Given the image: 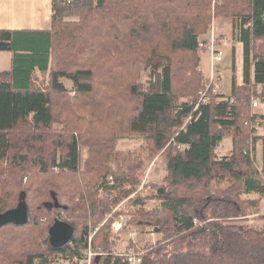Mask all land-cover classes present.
I'll return each instance as SVG.
<instances>
[{
  "label": "trees",
  "instance_id": "16d2710c",
  "mask_svg": "<svg viewBox=\"0 0 264 264\" xmlns=\"http://www.w3.org/2000/svg\"><path fill=\"white\" fill-rule=\"evenodd\" d=\"M73 16L80 21L67 20ZM215 18L234 24V57L242 45L229 96L214 93V84L208 90L201 69V36ZM0 51L13 53L11 69L0 72V213L23 199L29 214L24 224L0 227V264H56L59 254L79 264L88 249L97 253L91 264H128L113 253L108 221L93 232L118 202L100 198L99 188L126 197L132 192L119 183L142 181L136 172L147 162L112 153L125 129L150 143L147 161L165 154V184L130 201L127 228L160 234L144 251L132 241L126 248L144 252L141 264H264V226L239 222L264 219V114L253 105L264 103V0H53L50 29H0ZM55 106L74 125L53 129ZM226 134L231 154L218 156ZM80 140L89 148L84 173ZM112 159L118 186L109 183ZM82 173L98 186L84 187ZM55 195L66 207L50 209ZM148 200L159 205L148 208ZM57 216L75 230L62 247L50 242Z\"/></svg>",
  "mask_w": 264,
  "mask_h": 264
},
{
  "label": "rangeland",
  "instance_id": "374dc122",
  "mask_svg": "<svg viewBox=\"0 0 264 264\" xmlns=\"http://www.w3.org/2000/svg\"><path fill=\"white\" fill-rule=\"evenodd\" d=\"M67 20H76V21H80L79 16H73V17H69L67 18ZM213 31V33L215 32V37L217 39L218 42V47L223 51V59L219 62H214L213 67L216 71H214L212 69V73L214 74V85L216 90H218L217 92H223L226 94H231L232 91V82H233V63H234V58L236 59V65L239 66V68H241L242 66V62H243V58H242V47L240 49V43H237V52H236V56L234 57V53H233V47H232V40L236 39L235 38V30H234V24L232 22V20L230 19H223V18H215L212 22V25L210 27V29L208 30V32L204 35L201 36L202 40H205V38H209V36L211 35V32ZM204 51V50H203ZM203 51H201L202 56L205 55V53H203ZM10 57H11V53L9 52H0V70L8 68L10 66ZM8 61V63H7ZM206 78H208L206 76ZM152 79L151 74H150V70L149 71H145L143 73L141 82L143 84V87L146 88L149 86L150 84V80ZM65 80V85L66 87L69 89L70 94H74L73 89V84L70 80L64 79ZM208 80V79H206ZM210 80V79H209ZM209 82V81H208ZM49 83L48 78H42V80L39 78V84L43 89H46L47 85ZM222 90V91H221ZM216 92V93H217ZM203 93H207V91L202 92L200 96H202ZM215 93V92H214ZM228 96V95H227ZM201 99V97H200ZM187 100V97H180L179 101L180 102H184ZM254 100H257L254 99ZM253 100V101H254ZM260 100V99H259ZM262 102V101H261ZM62 107L60 106H55V111H56V115H57V119H58V123L55 124V127H53V129L55 130H62L63 128H65V125L70 123L71 125H74V121H76V119L72 120V121H67L66 120H62ZM257 111L260 113H264V106H260V108H257ZM82 114V112H81ZM83 115H85L83 113ZM78 119V118H77ZM65 122V123H63ZM82 123V122H81ZM77 124H78V120H77ZM83 124V123H82ZM84 126V124H83ZM121 132L119 134L120 139H118L117 144L115 149L112 150L113 154H116L117 152H126L128 154L129 157H133V156H138L140 158V160H144L145 162H147L144 165V168H142L141 170L137 171L136 174L140 175L142 178L141 184L138 187H134L132 185H129L127 183H119V181H116L114 177H116V172L118 171V167L119 164L118 162L114 161L113 159L110 160L109 162V166H110V176H109V183L110 184H114V186H119V188L121 187V185H123V189H128L130 193L128 196L124 197V196H120L118 189L112 191L113 193H108L104 191L105 187H100V198H106L108 199V201L112 202L115 198H118V202L113 204L112 206V211L108 214V216L105 218V220L103 222H101L94 230V233H97L104 225H107V221L108 223H110V234L112 238H116L117 239V244L116 247L119 250H124L122 251L123 253L128 252V250L126 248L129 247L130 242H133V249H136L138 251H144L143 249L145 248L146 244L148 242H152L153 241V236L151 234H149V230L153 229V228H138V227H133V228H127L130 227L128 225L129 220L132 219L129 210H130V201L131 199H134L138 196V194L143 193V196H147L151 193L155 192L156 187H161L165 184V177H166V164L164 162L165 159V154H159L158 157H156L155 159H153L151 162L147 161L146 157L150 154V152H152V150H150V143L146 141V139L143 136L140 137H135L133 138V134H130V130L129 129H125V130H121L118 131ZM76 133H78L76 131ZM123 136V138H121V136ZM81 136V135H78ZM89 135L88 137H85L86 139H89ZM81 142V168H82V172L84 173V169L86 167V163L89 159V148L84 145L85 142H83L82 140H80ZM87 142V140H86ZM89 146V145H88ZM231 150H232V137L228 134L225 135L224 139L220 142V144L218 145V147L216 148V152L218 154V156H225V155H230L231 154ZM165 153V152H164ZM257 156H258V164H261L262 162V151L259 148L258 152H257ZM89 164V162H88ZM58 171V170H57ZM81 174L80 178L81 181L84 185V187L86 188H91V189H95L98 184H99V179H97V177H95L94 174ZM114 176V177H113ZM264 180V178H263ZM28 182V178H25V180L23 181V184H27ZM119 183V184H118ZM116 184V185H115ZM221 187L224 189H227L229 187V184L224 183L221 185ZM252 197L256 196V194H252ZM55 199H57V201L62 205V207H66V204L68 203V201L66 199L62 200V202L60 201V199L57 198V196H54ZM55 199L52 200L53 202L51 203V205L53 203H55ZM159 204L157 203V201H150L148 200L147 202V207L148 208H154L156 206H158ZM60 207V208H62ZM54 208V207H53ZM59 208V209H60ZM133 209V208H131ZM264 209V200L262 201L261 205H260V213H264L263 212ZM60 214V213H58ZM62 214H64V212L62 211ZM254 214L251 215L248 219H243V220H239L240 224H245L247 226L253 227V228H257L260 229L264 226V219H255L252 216H256L258 215ZM60 216H57V218H59ZM62 217V216H61ZM62 219V218H61ZM64 220V219H63ZM42 221H45V218H42ZM118 222H123L122 225V229L120 228L119 231L116 232V229H114L113 224H116ZM154 230V229H153ZM131 233H133V237L131 236ZM158 238V237H157ZM119 239V240H118ZM136 252V251H134ZM144 253V252H141ZM120 256V255H119ZM54 262L56 264H75L77 262L76 257H72V256H64V254H59V256L57 255L54 258Z\"/></svg>",
  "mask_w": 264,
  "mask_h": 264
},
{
  "label": "crops",
  "instance_id": "0c3cea01",
  "mask_svg": "<svg viewBox=\"0 0 264 264\" xmlns=\"http://www.w3.org/2000/svg\"><path fill=\"white\" fill-rule=\"evenodd\" d=\"M52 14H53V0H0V29H12V30L50 29L52 24ZM232 47L234 48L233 40H232ZM241 47L242 45L240 44V49ZM0 52L11 53L10 66L8 68L0 70V72H5L11 69L13 53L11 51H0ZM203 53H205V55L202 56L201 54V69L203 70L204 74L208 77L212 69H214V67L211 60L210 52L205 51ZM242 58H243V51H242ZM226 95L229 96L231 94H226ZM262 105L264 106V103H261V106ZM259 133L261 135H264V129L261 128ZM149 232H150L149 234L153 236V241H152L153 243L157 239H159L160 234L154 231H149Z\"/></svg>",
  "mask_w": 264,
  "mask_h": 264
},
{
  "label": "water",
  "instance_id": "95a60500",
  "mask_svg": "<svg viewBox=\"0 0 264 264\" xmlns=\"http://www.w3.org/2000/svg\"><path fill=\"white\" fill-rule=\"evenodd\" d=\"M53 207L60 208L62 205L55 199V203L51 205L50 209ZM28 221V206L23 199H20L15 208L0 213V227L8 223L24 224ZM74 232V226L71 223L60 218L55 219L54 224L49 229L52 246L62 247L66 245L72 239Z\"/></svg>",
  "mask_w": 264,
  "mask_h": 264
},
{
  "label": "built area",
  "instance_id": "2783aa9c",
  "mask_svg": "<svg viewBox=\"0 0 264 264\" xmlns=\"http://www.w3.org/2000/svg\"><path fill=\"white\" fill-rule=\"evenodd\" d=\"M200 46L205 48L208 47L211 49L212 52V59L214 61H220L223 57V52L221 50H217L215 48V41L212 39L211 44H206L205 42L200 43ZM216 91V90H215ZM208 100V96L206 93H203L201 96V102H206ZM254 105L257 106L258 102H254ZM123 222H118L116 224H113L114 229H116V232L119 231V229H122ZM131 236L133 237V233H131ZM124 250L116 249L113 253L116 255H120L124 258L125 262H128V264H141L143 257L141 252H133L132 250H128V252L123 253ZM92 253H89V256H91ZM90 259L88 258L87 261L81 262V264H89Z\"/></svg>",
  "mask_w": 264,
  "mask_h": 264
},
{
  "label": "bare ground",
  "instance_id": "6f19581e",
  "mask_svg": "<svg viewBox=\"0 0 264 264\" xmlns=\"http://www.w3.org/2000/svg\"><path fill=\"white\" fill-rule=\"evenodd\" d=\"M212 39H214V41H215V48L217 49V50H221L219 47H218V42H217V39H216V37H215V35H214V33H213V31L211 32V35L209 36V38H205V40H200V41H202V42H205L206 44H211V41H212ZM201 43V42H200ZM201 47V46H200ZM201 50L203 51V52H205V51H208V52H210V54H211V60H212V63L214 64V62H219V61H214L213 59H212V52H211V49L210 48H208V47H205V48H203V47H201ZM222 51V50H221ZM223 52V51H222ZM222 59H223V57H222ZM221 61V60H220ZM214 70V69H213ZM215 71V70H214ZM208 80H207V87H208V90L210 89V86H211V84H215L214 83V74L211 72L210 73V75L208 76V78H207ZM210 79V80H209ZM209 81V82H208ZM216 88H214L213 89V92H217L218 90H216ZM206 95H207V93H206ZM208 96V95H207ZM201 100V99H200ZM208 100H209V97H208ZM207 100V101H208ZM206 101V102H207ZM254 102H258V105L257 106H255L254 105ZM261 100H259V99H257V100H254L253 101V105H254V107L255 108H258V107H260L261 106ZM57 219V218H56ZM89 253H92V255L91 256H89ZM97 253L96 252H94V251H92L91 249H88V251L85 253V256H84V258L83 259H81L80 261H79V264H81V262H83L84 260L85 261H87L88 260V258L90 259V262H89V264H91V262H92V258L96 255Z\"/></svg>",
  "mask_w": 264,
  "mask_h": 264
}]
</instances>
